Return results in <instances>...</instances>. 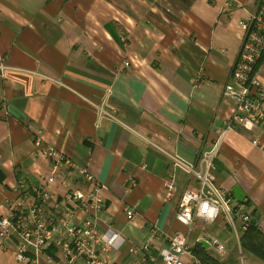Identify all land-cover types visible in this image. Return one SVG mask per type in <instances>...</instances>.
Here are the masks:
<instances>
[{
    "label": "crops",
    "instance_id": "1",
    "mask_svg": "<svg viewBox=\"0 0 264 264\" xmlns=\"http://www.w3.org/2000/svg\"><path fill=\"white\" fill-rule=\"evenodd\" d=\"M256 1L0 0V202L48 176L34 151L38 136L104 186L95 229L118 236L110 264H160L168 238L186 230L174 215L183 191L197 188L188 169L235 107L222 89L241 44L236 23ZM252 138L264 145V127L225 134L214 176L229 194L239 189L264 234V158ZM60 184L57 176L49 186L56 197ZM125 208L135 213L130 221ZM224 230L232 234L196 220L191 254L202 244L238 264L201 241L209 235L227 249ZM143 244L146 256L130 252ZM15 246L0 241V264L12 263Z\"/></svg>",
    "mask_w": 264,
    "mask_h": 264
},
{
    "label": "built area",
    "instance_id": "2",
    "mask_svg": "<svg viewBox=\"0 0 264 264\" xmlns=\"http://www.w3.org/2000/svg\"><path fill=\"white\" fill-rule=\"evenodd\" d=\"M229 6L227 3L226 7ZM236 25L241 31V44L228 83L222 89V96L233 100L235 107L223 126L215 129L216 141L211 149L200 153L195 169H188L197 188L183 191L174 215V220L186 230L174 232L168 238L167 247L159 251L160 264H200L188 246L196 220L203 224L220 220L234 232L239 247L240 235L254 217L249 205L244 201L235 203L227 191L216 185L213 160L228 132L264 127V0H257L252 12ZM1 69L4 70L3 65ZM97 114L105 115L101 106ZM250 144L264 158V145L256 138ZM33 147L48 162V176L39 185L28 188L30 193L25 194L26 186L20 185L15 201L0 202V207L6 209L0 215V241L14 239L16 244L10 264H110L106 254L115 247L118 236L100 235L95 229L96 218L104 209L101 196L104 186L85 168L77 167L47 146L42 138L35 137ZM57 176L65 188L60 197L49 191ZM165 186L169 197L173 184L169 181ZM124 212L127 221L133 219L135 213L131 208H125ZM201 241L212 255L226 256L224 243L215 237L204 235ZM50 249L56 252L53 256L48 254ZM130 252L146 256L148 245L133 247Z\"/></svg>",
    "mask_w": 264,
    "mask_h": 264
},
{
    "label": "trees",
    "instance_id": "3",
    "mask_svg": "<svg viewBox=\"0 0 264 264\" xmlns=\"http://www.w3.org/2000/svg\"><path fill=\"white\" fill-rule=\"evenodd\" d=\"M3 175L0 172V182ZM239 245L244 253H248L258 258L264 263V234L257 228L253 217L248 228L240 235ZM194 256L199 260L200 264H231L232 260L218 261L210 256L204 249L202 244H198L192 250ZM234 263V262H233Z\"/></svg>",
    "mask_w": 264,
    "mask_h": 264
},
{
    "label": "rangeland",
    "instance_id": "4",
    "mask_svg": "<svg viewBox=\"0 0 264 264\" xmlns=\"http://www.w3.org/2000/svg\"><path fill=\"white\" fill-rule=\"evenodd\" d=\"M213 162H214V160H213ZM229 195H231V194H229ZM214 223H221V221L217 220ZM224 233H226V236H224V237L227 240V245H228L227 249L229 251V252H227L225 257H227L229 255V257H232L233 259H235L238 264H241L240 263L241 260H242V264H258L259 263L258 260H256V257H254L248 253H244L241 250L240 246L239 247L237 246L235 234L233 231H231L232 234H229L228 231L224 230ZM262 264H264V263H262Z\"/></svg>",
    "mask_w": 264,
    "mask_h": 264
},
{
    "label": "water",
    "instance_id": "5",
    "mask_svg": "<svg viewBox=\"0 0 264 264\" xmlns=\"http://www.w3.org/2000/svg\"><path fill=\"white\" fill-rule=\"evenodd\" d=\"M231 195L238 203L243 202V194L239 191V189H237V187H233L231 189Z\"/></svg>",
    "mask_w": 264,
    "mask_h": 264
},
{
    "label": "bare ground",
    "instance_id": "6",
    "mask_svg": "<svg viewBox=\"0 0 264 264\" xmlns=\"http://www.w3.org/2000/svg\"><path fill=\"white\" fill-rule=\"evenodd\" d=\"M237 202V201H236Z\"/></svg>",
    "mask_w": 264,
    "mask_h": 264
}]
</instances>
